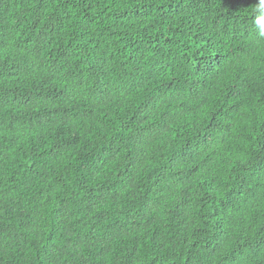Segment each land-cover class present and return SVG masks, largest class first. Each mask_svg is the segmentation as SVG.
<instances>
[{"label": "trees", "instance_id": "trees-1", "mask_svg": "<svg viewBox=\"0 0 264 264\" xmlns=\"http://www.w3.org/2000/svg\"><path fill=\"white\" fill-rule=\"evenodd\" d=\"M258 0H0V264H264Z\"/></svg>", "mask_w": 264, "mask_h": 264}, {"label": "clouds", "instance_id": "clouds-1", "mask_svg": "<svg viewBox=\"0 0 264 264\" xmlns=\"http://www.w3.org/2000/svg\"><path fill=\"white\" fill-rule=\"evenodd\" d=\"M255 13L254 23L259 29V34L264 36V0H258Z\"/></svg>", "mask_w": 264, "mask_h": 264}]
</instances>
